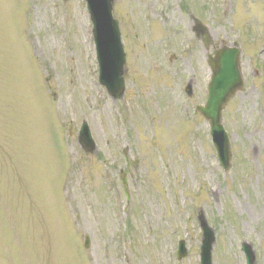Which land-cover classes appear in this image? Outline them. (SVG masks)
<instances>
[{
    "label": "rangeland",
    "instance_id": "rangeland-1",
    "mask_svg": "<svg viewBox=\"0 0 264 264\" xmlns=\"http://www.w3.org/2000/svg\"><path fill=\"white\" fill-rule=\"evenodd\" d=\"M85 9L0 0V264H199L198 216L211 264H246L242 243L264 264V0H113L118 101L96 82ZM225 44L240 47L245 80L221 116L228 170L197 110Z\"/></svg>",
    "mask_w": 264,
    "mask_h": 264
},
{
    "label": "water",
    "instance_id": "water-1",
    "mask_svg": "<svg viewBox=\"0 0 264 264\" xmlns=\"http://www.w3.org/2000/svg\"><path fill=\"white\" fill-rule=\"evenodd\" d=\"M90 20L93 22V36L96 45V54L99 64V82L106 86L107 92L120 99L124 91L123 67L125 55L120 42L118 21L112 16L113 0H85ZM198 30V27H197ZM240 50L237 46L222 45L215 50L214 56L209 57L208 66L212 74L208 84V97L205 106H199L200 112L210 125V134L216 148L218 159L224 169L230 166L229 141L221 124V111L223 106L238 90L242 89L243 81L239 68ZM189 88V87H188ZM191 92V89H188ZM87 124L82 123L78 142L87 153L95 150V144ZM202 228L201 264H211L210 254L214 235L202 217L199 218ZM87 244V239H86ZM248 264H253L254 255L249 245L243 244ZM185 250L181 246L180 257Z\"/></svg>",
    "mask_w": 264,
    "mask_h": 264
}]
</instances>
